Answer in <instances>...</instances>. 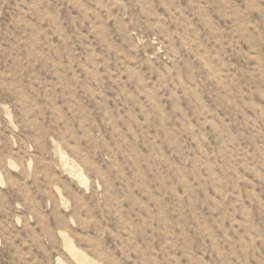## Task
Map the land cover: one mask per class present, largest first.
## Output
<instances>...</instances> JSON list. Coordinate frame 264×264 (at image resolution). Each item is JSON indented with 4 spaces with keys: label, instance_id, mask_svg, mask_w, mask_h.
<instances>
[{
    "label": "rangeland",
    "instance_id": "obj_1",
    "mask_svg": "<svg viewBox=\"0 0 264 264\" xmlns=\"http://www.w3.org/2000/svg\"><path fill=\"white\" fill-rule=\"evenodd\" d=\"M0 264H264V0H0Z\"/></svg>",
    "mask_w": 264,
    "mask_h": 264
}]
</instances>
